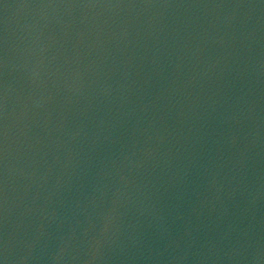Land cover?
<instances>
[{
	"label": "water",
	"instance_id": "water-1",
	"mask_svg": "<svg viewBox=\"0 0 264 264\" xmlns=\"http://www.w3.org/2000/svg\"><path fill=\"white\" fill-rule=\"evenodd\" d=\"M0 264H264V0H0Z\"/></svg>",
	"mask_w": 264,
	"mask_h": 264
}]
</instances>
